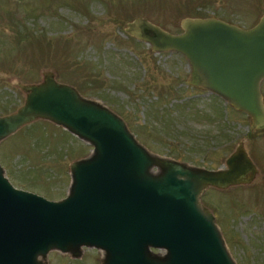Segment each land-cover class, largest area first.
Returning <instances> with one entry per match:
<instances>
[{
  "label": "rangeland",
  "instance_id": "1",
  "mask_svg": "<svg viewBox=\"0 0 264 264\" xmlns=\"http://www.w3.org/2000/svg\"><path fill=\"white\" fill-rule=\"evenodd\" d=\"M264 0H0V116L25 101L20 86L45 72L85 99L119 116L154 156L190 167L226 170L239 143L256 168L248 184L208 187L209 210L236 264H264V130L207 90L187 84V60L155 53L124 32L139 17L177 34L183 18H215L240 28L257 24ZM264 103V81L261 83ZM92 146L46 120H36L0 142V165L20 190L50 201L66 197L69 166ZM153 172H157L154 168ZM82 248L78 258L50 251L41 264H103Z\"/></svg>",
  "mask_w": 264,
  "mask_h": 264
},
{
  "label": "water",
  "instance_id": "2",
  "mask_svg": "<svg viewBox=\"0 0 264 264\" xmlns=\"http://www.w3.org/2000/svg\"><path fill=\"white\" fill-rule=\"evenodd\" d=\"M179 24L182 31L171 34L137 17L124 32L155 53L182 55L188 85L249 116L250 131L264 130V14L248 29L215 18ZM20 89L23 105L0 116V142L46 120L92 152L70 164L69 191L60 201L16 189L0 165V264H41L50 251L78 258L82 248L103 251V264H236L200 196L208 187L254 179L256 168L242 143L226 170L190 167L151 155L119 116L56 82L51 72Z\"/></svg>",
  "mask_w": 264,
  "mask_h": 264
},
{
  "label": "bare ground",
  "instance_id": "3",
  "mask_svg": "<svg viewBox=\"0 0 264 264\" xmlns=\"http://www.w3.org/2000/svg\"><path fill=\"white\" fill-rule=\"evenodd\" d=\"M98 251H100V250H98ZM101 253H102V259H104V256H105V253L103 252V251H100Z\"/></svg>",
  "mask_w": 264,
  "mask_h": 264
}]
</instances>
